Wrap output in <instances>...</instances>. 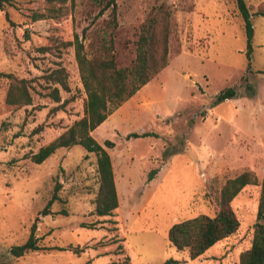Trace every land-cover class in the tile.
<instances>
[{
	"label": "rangeland",
	"instance_id": "obj_1",
	"mask_svg": "<svg viewBox=\"0 0 264 264\" xmlns=\"http://www.w3.org/2000/svg\"><path fill=\"white\" fill-rule=\"evenodd\" d=\"M106 1L67 0L66 16L35 22L31 15L45 0L0 8V264H238L251 246L264 186V17L254 16L264 0H245L253 27L249 69L235 0H114L115 22L110 9L99 14ZM162 5L170 12L168 66L91 133L110 157L118 198L111 216L98 217L93 153L73 146L41 164L30 157L83 115L74 41L87 57L100 50L118 68L130 67L142 23ZM58 68L67 72L69 92L60 91V104L68 102L54 110L60 104L44 96L43 77ZM5 74L28 82L31 105L6 103ZM228 88L235 96L217 102ZM244 171L259 184L230 203L238 230L197 259L177 251L167 240L169 228L214 216L224 183ZM57 184L60 201L42 217ZM33 223L43 250L11 256Z\"/></svg>",
	"mask_w": 264,
	"mask_h": 264
},
{
	"label": "trees",
	"instance_id": "obj_2",
	"mask_svg": "<svg viewBox=\"0 0 264 264\" xmlns=\"http://www.w3.org/2000/svg\"><path fill=\"white\" fill-rule=\"evenodd\" d=\"M235 1L244 24L249 69L253 39L252 16L245 0ZM66 2L67 0H45L43 10L32 13L31 21L58 19L66 16L68 14ZM12 3V0H0L1 10L4 9V5H12ZM107 9H110V15L115 22L114 0L106 1L99 14ZM254 16L264 17V9H258ZM169 32L170 12L166 6L162 5L142 23L136 42L134 62L130 67L125 68H118L114 57H108L100 50L93 51L90 57H87L82 43L77 39L73 43L75 60L86 93L83 115L57 138L41 147L30 159L35 164H41L58 149H70L73 146H81L87 153H93L96 157L99 177L94 209L98 217L111 216L118 208V198L110 157L91 136V133L168 66ZM108 42L112 47V35ZM101 48L107 49L106 44H102ZM2 76L8 79L5 99L8 105L24 107L32 104V96L26 80L18 79L11 74ZM43 78L46 84L45 90H48L44 96L49 97L53 103L60 104V91L69 92L67 72L63 68H58L45 74ZM235 94L233 88H228L220 92L216 100L217 102L224 101L233 98ZM67 102L63 101L54 110L64 108ZM129 136L139 138L146 137L148 134L133 133ZM104 144L108 148L113 146V143L109 141H105ZM151 174L152 179L155 173ZM258 184V178L252 171H244L233 179L227 180L220 191L218 210L214 216L202 214L172 225L167 232L168 242L177 251L187 250L192 260L201 257L209 248L238 230L240 223L230 203L245 187L258 186ZM59 190L60 185H55L50 200L39 213L40 216L45 217L52 214L51 205L55 201H60ZM59 214H65V212L62 211ZM252 228L251 246L240 254L238 264H264V186L260 191L256 221ZM35 229L36 224L33 223L29 238L22 245L12 247L9 250L11 256L18 258L28 252L43 250L38 245L39 239L35 237ZM162 264H181V262L169 259Z\"/></svg>",
	"mask_w": 264,
	"mask_h": 264
}]
</instances>
